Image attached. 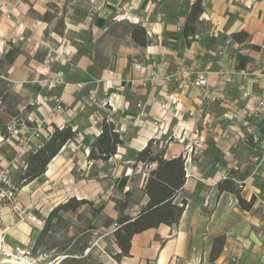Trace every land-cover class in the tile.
<instances>
[{
    "label": "crops",
    "instance_id": "obj_1",
    "mask_svg": "<svg viewBox=\"0 0 264 264\" xmlns=\"http://www.w3.org/2000/svg\"><path fill=\"white\" fill-rule=\"evenodd\" d=\"M193 2L0 0V78L16 96L17 109L32 119L4 138L0 146L13 147L17 156L0 149V165L21 167L16 157L40 146L45 138L32 135L35 123L50 132L64 126L76 132L45 173L22 187L30 192L47 183L48 196L17 224L16 236L9 228L2 232L8 247L29 249L41 264H207L214 238L223 235L213 264H264V215L258 213L264 209V169L251 175L252 135L264 141V114L244 113L264 99V0H202L200 19L207 26L186 38L181 30ZM130 24L145 28L144 46L132 40ZM134 61L160 62L168 73L193 70L208 84L177 88L167 80L142 87L132 83L141 76ZM60 73L62 83H48ZM104 117L123 143L106 162L88 160ZM150 140L164 147V158L185 159L186 180L176 200L186 205L177 224L135 233L129 255L118 263L112 257L120 252L114 200L128 192L124 213L131 217L147 203L145 171L133 157ZM108 174L114 181L107 187ZM224 175L244 181L236 185L245 200L254 198L250 210L240 207L236 194L218 190ZM71 197L91 201L93 214L84 212L87 204L71 215L60 212L62 220L47 226L46 243L35 246L49 212ZM10 217L0 203V219Z\"/></svg>",
    "mask_w": 264,
    "mask_h": 264
},
{
    "label": "trees",
    "instance_id": "obj_2",
    "mask_svg": "<svg viewBox=\"0 0 264 264\" xmlns=\"http://www.w3.org/2000/svg\"><path fill=\"white\" fill-rule=\"evenodd\" d=\"M54 7L50 6L53 11H55ZM203 11L202 0H194L185 16L186 21L181 30L184 37L187 38L195 34L199 27L207 26L205 21L200 19ZM45 16L47 13L43 15V17ZM130 27L132 40L136 44L144 46L146 44L145 28L138 24H130ZM233 37L236 38V34ZM100 127L101 131L90 144L86 158L92 161L106 162L116 153V149L123 143V139L114 122L107 118H102ZM0 130L4 138L9 135L6 126ZM75 133L70 126L54 127L49 137L43 139L38 148L27 153L23 160L24 165L20 167L18 175L14 179L13 188H22L44 174L51 159L68 141L74 138ZM133 160L134 165L142 163L144 168V190L148 196V201L136 216L131 217L124 213L129 206V193L126 192L123 199L114 200L118 216L115 219L116 228L113 234L120 252L112 257L118 263L121 256L129 255L131 239L135 233L157 227L160 224L169 226L177 224L186 205L185 200L180 202L176 200V196L186 180L185 159L182 155L166 159L164 158V147L158 148L154 141L150 140L134 154ZM218 190L236 194L238 204L242 209L250 210L255 203L254 198L247 201L240 195L239 188L230 175L218 182ZM85 204L92 205V202L87 199L71 197L54 207L45 220L44 228L40 232L35 246L46 243L43 235L47 226L54 218H57L58 221L62 220L59 215L60 212H76L81 205ZM224 241L223 235L214 238L207 264H213L218 258L223 249ZM51 243L54 242L51 241Z\"/></svg>",
    "mask_w": 264,
    "mask_h": 264
},
{
    "label": "built area",
    "instance_id": "obj_3",
    "mask_svg": "<svg viewBox=\"0 0 264 264\" xmlns=\"http://www.w3.org/2000/svg\"><path fill=\"white\" fill-rule=\"evenodd\" d=\"M233 2H237L239 4H243V5H247V4H252L255 2V0H233ZM205 20H211V16L210 15H205L204 16ZM264 48V45L262 46ZM1 52V51H0ZM62 57V56H61ZM155 64L157 65L156 67H154L153 63H146L143 64L141 62L138 61H134L132 64V68L136 71H138L141 76L133 79L132 83H137L138 85L145 87L151 84H154L155 82L158 81H167V80H174L177 84V88H182L185 84L187 83H193L201 88L206 89L207 87V80L204 77V75L196 73L193 70H176L172 73H168L165 68L161 65L160 62H155ZM242 73H244V71H241ZM62 76V74H59V78H56L50 82H48L49 84H60L62 83V81L60 80V77ZM4 78L5 77H1ZM260 88L264 89V76L261 77V82L259 84ZM171 102L175 103L177 102V98L174 96H171ZM56 104H55V109L57 110H61L62 109V105L59 101V99L55 100ZM110 106L112 107V105L110 104ZM139 106V104H138ZM255 110L253 112L250 111H244V113L249 116L252 113H263L264 114V99H260L256 102L255 104ZM29 120H31L30 118H28ZM102 120V119H101ZM244 124L246 123V121L243 122ZM6 129L8 134H12L16 128L14 124H9L6 125ZM51 134L50 131L44 130L41 127V124L39 123H35L33 129H32V135H34L36 138H47L49 137V135ZM0 139L4 140L3 135H0ZM252 142H253V146H252V151H253V158H252V162H253V170L251 172V175L255 174L257 171H259L260 169H264V141L261 139L260 135L258 133H254L252 135ZM24 165V164H23ZM235 169H237L236 165H235ZM227 175L222 176L223 178H226ZM232 179L234 180L235 183H237L239 185V187H242L243 184V180H238L235 177H232ZM9 180L7 178V175L5 174V171L3 170V168H0V200L1 198H6L10 200V196H11V192L7 189H3V187H1V185H8ZM13 210L16 212V215L18 217V219L20 221L24 220L25 218V214L24 211L21 210L17 205H12ZM4 234L2 233V231L0 230V253L4 256L7 257L6 260H9L11 262H16L19 264H23V263H29L30 260H32V255H31V251L29 249L26 248H20V247H8L5 245V241H4Z\"/></svg>",
    "mask_w": 264,
    "mask_h": 264
},
{
    "label": "rangeland",
    "instance_id": "obj_4",
    "mask_svg": "<svg viewBox=\"0 0 264 264\" xmlns=\"http://www.w3.org/2000/svg\"><path fill=\"white\" fill-rule=\"evenodd\" d=\"M233 51H236V50H233ZM1 66H2V61L0 60V68H1ZM0 81H1V84H0V129L4 128L6 125H9V124H14L15 128L17 129L24 124L26 125L27 121H32V119L31 120L28 119L29 117L26 116L24 109H21V110L17 109L16 104H17L18 100H17L16 96H14L10 93L7 80H5L4 78H0ZM3 141L4 140L0 139V144ZM0 149L1 150L5 149L11 155H16V152H17V150H15L11 146H5V148L4 147L2 148V145H1ZM27 153L28 152L23 154L22 157H20V156L16 157L20 164H22V165L24 164L22 162V159L23 160L25 159ZM128 156H130V155H128ZM17 164H18V162L15 163V165H17ZM3 166L0 165V168H3V170L5 171V174L7 175L9 183H8L7 187H4L3 184L1 185V187H3L4 190L5 189L9 190L11 192V196H10V200L6 199V198H1L0 203L5 207L6 214L11 216L10 217L11 220L10 219L9 220L0 219V230L3 233L5 232L6 228L13 230V232H14V234L12 235V237H13V236H16L17 224L21 223L23 220L20 221L18 219L16 212L12 208V205L13 204L17 205L21 210H23L25 217H26L27 215H29V213H32L33 210H35V206H38L42 203L43 197H44V199H46V197L48 196L47 195L48 184L47 183L41 184L37 188L33 189L30 192H25L22 190V188H19V189L13 188V182H14V179L18 175V172L20 170V166H18V167H16V166L15 167H12V166L3 167ZM111 168H112V165L108 164V163L105 164V166H104L106 173H109ZM94 172H95L94 170L91 171L89 175H92ZM104 178H105V182H106L107 187L110 186L112 184V182L114 181L113 178L109 177V174ZM84 212H89V213L93 214V208L90 205H87ZM258 213L261 215H264V209L262 207H260L258 210ZM68 214H70V213L68 212ZM55 240H56V242H60L62 239L59 238V239H55ZM4 241H5V245L8 246V242L6 240V237L4 238ZM32 257H33V254H32ZM6 259H7V257L0 253V261L6 260ZM105 260L107 262L112 263V261L107 257H105ZM28 264H41V262L38 259L33 257L32 260H30ZM97 264H101V263H97ZM227 264H232V262L229 261Z\"/></svg>",
    "mask_w": 264,
    "mask_h": 264
},
{
    "label": "water",
    "instance_id": "obj_5",
    "mask_svg": "<svg viewBox=\"0 0 264 264\" xmlns=\"http://www.w3.org/2000/svg\"><path fill=\"white\" fill-rule=\"evenodd\" d=\"M0 264H19V263L11 262V261H8V260H3V261H0Z\"/></svg>",
    "mask_w": 264,
    "mask_h": 264
},
{
    "label": "bare ground",
    "instance_id": "obj_6",
    "mask_svg": "<svg viewBox=\"0 0 264 264\" xmlns=\"http://www.w3.org/2000/svg\"><path fill=\"white\" fill-rule=\"evenodd\" d=\"M9 261V260H8ZM23 264H28V263H23Z\"/></svg>",
    "mask_w": 264,
    "mask_h": 264
}]
</instances>
